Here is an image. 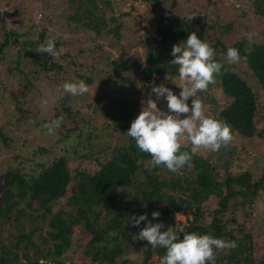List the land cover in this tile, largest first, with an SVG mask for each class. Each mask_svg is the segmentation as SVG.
<instances>
[{
	"label": "rangeland",
	"instance_id": "rangeland-1",
	"mask_svg": "<svg viewBox=\"0 0 264 264\" xmlns=\"http://www.w3.org/2000/svg\"><path fill=\"white\" fill-rule=\"evenodd\" d=\"M168 1L169 4L164 3L154 9L152 3L139 0H98L95 14L100 15L105 22L98 33L81 24L94 16L78 6V2L0 0V46L8 38V44L0 52V131L6 135L8 142L6 144L2 141L0 134V203L11 169L19 168L29 175H37L42 165L49 164L59 155H66L75 178L67 195L54 202L53 211H71L69 196L80 187L83 177L98 170L116 150L124 147L127 141L125 131L128 130L123 124H131L140 113L142 102L149 95L156 99L151 92L153 85L163 84L179 95V78H175L172 84L166 80L153 79L150 86H145L148 56L160 40L155 19L157 14L164 13L171 7L172 0ZM177 1L178 6L173 9V15L195 17L198 12L194 11L207 12L217 25L216 29L220 24L232 23L235 25L233 37L236 31L239 36L250 32L253 33L250 44L264 41V17L256 12L252 0ZM77 19H81L80 24ZM210 33L212 41L220 37L219 30L211 29ZM48 40L59 43L56 47L59 55L55 58L47 53L37 52L39 46L46 44ZM222 40L229 43L233 38L222 37ZM224 58L251 80L253 73L245 70V65L232 64L227 56ZM125 60L138 61V65L130 70L117 69L114 62ZM79 75H83L84 79ZM87 77L92 81L86 82ZM74 80L85 81L89 91L82 96L64 92L61 86ZM254 81L253 79L251 82ZM251 85L257 92H262L258 89V84ZM210 92L208 102L201 101L204 110L206 114L222 121L218 115L227 104L228 97L217 82ZM258 99L257 131L253 137L235 132L228 147H222L218 152L206 149L197 151L209 157L221 174H224L226 164L235 173L250 171L254 179L264 173V96L260 95ZM43 100L48 101L46 106H42ZM188 103L191 107V98ZM157 106L162 111H168L165 100L157 101ZM67 107H71L77 117L76 122H72L70 126L79 123L80 128L71 131L68 141H61L66 130L59 128L54 135H49L44 125L46 121L56 119L57 111L63 112ZM114 118L120 124L117 130L113 126ZM92 130L94 134L89 141L88 132ZM180 143L191 147L186 139ZM146 167L154 170L151 162H147ZM162 175L169 180L173 173L166 171ZM35 207L38 205L35 204ZM205 207L209 214L210 209L215 207V199L209 200ZM171 218L172 221L165 226L184 228L193 214L183 210L172 214ZM30 222V219L23 218L26 225ZM253 223L259 231V237L256 236L259 244L256 257L259 258L264 252V198L254 206ZM42 225L40 232L46 235V231L50 229L49 224L43 222ZM74 229V246L69 250L66 264H88L90 259L85 256L84 248L91 239V234L86 233L80 225H76ZM138 232H129L134 243L130 244L124 255L129 259L126 264L143 261L147 241L135 239ZM15 233L17 230L13 226L4 222L0 224V237L4 243L9 242L10 236ZM34 239L42 249L51 245L42 243L39 235ZM34 257L33 255L32 258ZM161 257L154 253L149 264H159ZM39 264L57 263L49 257L40 259Z\"/></svg>",
	"mask_w": 264,
	"mask_h": 264
},
{
	"label": "trees",
	"instance_id": "trees-1",
	"mask_svg": "<svg viewBox=\"0 0 264 264\" xmlns=\"http://www.w3.org/2000/svg\"><path fill=\"white\" fill-rule=\"evenodd\" d=\"M97 1L70 0L71 3L78 2V6L94 16L87 22L81 23V19H77V22L100 33L105 22L100 15L95 14ZM139 1L152 3L154 9L170 2ZM252 1L256 12L264 17V0ZM171 2V7L164 13L157 14L155 19L160 40L148 56L145 86H150L153 79L166 80L172 84L175 78H179L178 66L170 62L173 59L170 54L172 46L186 41L188 34L195 32L214 49L215 61L223 65L214 84L217 82L221 85L228 102L220 110L218 118L230 126L232 133L253 137L257 131L258 97L264 96V41L250 44V40L244 35L239 36L237 31L233 37L235 25L232 23L220 24L216 29L217 25L207 12L194 11L198 12L195 17L173 15L178 1ZM211 29L220 32V37L215 41H212ZM222 37L233 40L225 43ZM7 44L8 38L1 44L0 52ZM55 44L57 47L58 41ZM230 47L238 49L242 58L246 57L240 63L241 66L245 65V70L253 73L251 80L224 58ZM114 64L119 70H130L138 65V61H115ZM79 76L84 79L83 75ZM253 79V83L259 85L261 93L251 85ZM91 81L87 77L86 82ZM214 84L209 85L207 91L198 93L196 99L207 103ZM72 110L67 107L63 111L65 113L57 111L55 115L56 118L63 117L60 128L66 130V135L60 138L61 141H68L71 131L80 128L79 123L70 126L77 118ZM48 122L50 121L45 124ZM114 122V129L117 130L120 126L117 124L118 119L114 118ZM123 126L128 130L131 124ZM93 134V130L89 131L87 140L91 141ZM1 137L7 144L6 135L1 134ZM126 137L124 147L116 150L98 170L83 177L80 187L69 196L68 205L71 206V211H53L54 202L67 195L75 178L66 155H59L49 164L42 165L37 175H29L19 168L9 171L0 203V224L8 223L17 233L11 235L7 243L0 237V264H39L40 259L49 257L54 263L66 264L65 259L74 246L76 225L91 234V239L84 248L85 256L90 259L88 264H126L129 259L124 255L130 244L134 243L129 232L140 231L147 223L143 221L139 227H134L130 223L131 216L147 214L148 220L153 223L163 222L165 225L172 221V214L183 210L193 214V218L183 228L185 232L207 234L226 241H235L237 244L235 248L216 249V259L209 264H264V252L259 258L256 257L259 231L253 223L254 206L264 198V173L254 179L250 171L235 173L226 164V170L221 174L209 157L196 152L191 166L186 165L167 180L162 173L168 170L154 164V170H149L146 163L151 162V156L140 151L127 134ZM190 150V146L181 145V151ZM213 199L215 207L207 214L205 204ZM155 210L160 212V216L153 219L152 213ZM24 217L31 220L30 226L23 223ZM43 222H47L50 227L46 235L40 232ZM167 227L171 226H165L162 231L167 230ZM179 229L174 228L176 231ZM36 235L41 237L42 243L51 245L42 249L34 239ZM145 244L147 247L143 261L136 264H149L154 253L161 256L166 254L164 248H153L148 242Z\"/></svg>",
	"mask_w": 264,
	"mask_h": 264
},
{
	"label": "clouds",
	"instance_id": "clouds-1",
	"mask_svg": "<svg viewBox=\"0 0 264 264\" xmlns=\"http://www.w3.org/2000/svg\"><path fill=\"white\" fill-rule=\"evenodd\" d=\"M244 37L253 39V33L245 32ZM37 52L47 53L55 58L59 55L55 40H48L42 44ZM171 64L178 66L181 91L179 95L164 86H153L151 95L143 101V107L131 122L127 135L131 137L136 147L151 156V163L163 166L172 173L181 171L186 165L191 166L193 155L199 149L218 152L222 147H228L233 140L230 126L206 114L197 94L207 91L209 85L214 84L220 75L222 64L215 61L214 49L197 36L195 32L188 34L186 41L172 46ZM227 59L232 64H239L242 58L238 49L230 47ZM62 90L73 96H82L89 91V86L83 80L65 82ZM191 98V107L189 106ZM167 102V112L157 106V101ZM42 106L48 104L43 100ZM63 123V117L51 120L44 127L49 135H54ZM187 140L191 145L190 151H181V141ZM160 216V212L152 213L153 219ZM130 223L139 227L141 222L147 221L145 226L135 234V239L147 241L153 248H164L166 254L160 258L159 264H209L216 259V249L235 248V241H226L211 235H200L195 232L178 231L167 227L163 222L153 223L147 214L130 217ZM182 236V238H181Z\"/></svg>",
	"mask_w": 264,
	"mask_h": 264
}]
</instances>
